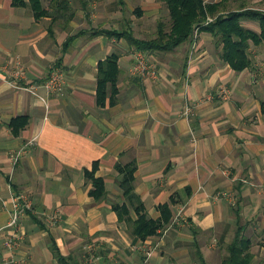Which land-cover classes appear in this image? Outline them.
Returning <instances> with one entry per match:
<instances>
[{"label":"crops","instance_id":"1","mask_svg":"<svg viewBox=\"0 0 264 264\" xmlns=\"http://www.w3.org/2000/svg\"><path fill=\"white\" fill-rule=\"evenodd\" d=\"M133 1L145 15L162 8L158 0ZM69 2L57 11L43 0L58 14L53 21L0 0V264H64L55 249L70 264H198L197 245L207 261L220 264L240 230L263 242L264 42L252 45L253 65L237 72L223 61V45L197 32L175 52L151 55L161 78H142L130 72L136 50L106 32L131 26L144 38L123 8L133 4ZM244 24L260 31L255 21ZM114 52L122 69L118 101L100 107L98 64ZM17 63L25 72L22 86L42 84L61 68L63 93L46 103L14 86ZM19 115L30 123L15 136L9 123ZM95 161L108 189L99 202L85 178ZM133 161L135 189L149 216L159 218V206L172 196L178 201L172 223L146 240L132 235L113 209L124 199L116 164ZM14 192L33 203L18 226L11 225ZM51 213L59 215L54 225L46 220ZM16 235L19 245L11 250L6 242Z\"/></svg>","mask_w":264,"mask_h":264},{"label":"trees","instance_id":"2","mask_svg":"<svg viewBox=\"0 0 264 264\" xmlns=\"http://www.w3.org/2000/svg\"><path fill=\"white\" fill-rule=\"evenodd\" d=\"M50 1L51 8L57 11L68 10L70 7L69 0ZM158 1L165 3L170 19L159 21L158 30L153 37H137L131 26L122 31L106 32L111 37L126 38L133 49L145 51L149 56L173 53L182 44L194 42L197 32H209L215 37L217 44L223 45L221 57L235 71L240 72L253 65L252 45L258 46L264 42V9L243 6L246 0H240L241 6L235 8H230V0ZM12 3L15 7H29L37 20L52 16L54 21L58 17L57 12L51 11L44 5L43 0H12ZM135 11L141 13L140 8ZM209 18L212 20L209 21ZM245 20L255 21L260 31L246 26ZM119 60L120 53L114 52L98 64L96 99L100 107L106 106L108 101L111 105L118 101L122 72ZM29 123L30 116L19 115L11 119L9 127L15 136H19ZM98 168L99 162L95 161L92 169H85V178L86 182L92 185L90 195L99 202L108 198V189L105 179L97 176ZM116 168L121 176L119 186L124 197L123 201L113 202V209L118 213L119 219L126 221L132 235L142 240L159 234L173 221L172 206L178 203L176 196H172L170 202L159 206L161 216L155 219L149 216L144 200L135 189L137 162L127 164L119 162ZM196 247L194 256L197 263L212 264L206 260L200 247L198 245ZM262 247L264 241L258 242L257 239L243 234L240 230L227 245V255L220 264H264V253L257 260ZM55 251L64 264H70L68 263L70 258L63 257L58 249Z\"/></svg>","mask_w":264,"mask_h":264},{"label":"built area","instance_id":"3","mask_svg":"<svg viewBox=\"0 0 264 264\" xmlns=\"http://www.w3.org/2000/svg\"><path fill=\"white\" fill-rule=\"evenodd\" d=\"M212 18H209V21ZM130 72L133 76L138 77H151L153 79L162 77V70L157 65V63L149 56L145 51L138 50L134 53L133 62L130 68ZM25 77V72L23 67L17 63L14 69V81L13 85L18 88H23L30 91L33 95L42 99L44 102H48L49 96L62 94L66 85V75L65 72L59 68L54 67L48 74L45 81L42 84H32L30 86H22L19 84V80H22ZM39 88L44 89V93L39 92ZM190 107L187 106L185 113L190 112ZM22 151H18L14 155V162H19ZM33 203L24 193L14 192V211L11 218V225L18 226L20 219L26 215V213L32 209ZM59 215L47 214L46 220L49 224L54 225L58 222ZM184 219L179 215L177 222H182ZM19 237L16 235L14 238L8 240L6 245L9 249L14 250L19 245Z\"/></svg>","mask_w":264,"mask_h":264},{"label":"rangeland","instance_id":"4","mask_svg":"<svg viewBox=\"0 0 264 264\" xmlns=\"http://www.w3.org/2000/svg\"><path fill=\"white\" fill-rule=\"evenodd\" d=\"M129 2L131 4H133V7L137 4L135 3L133 0H129ZM162 3V2H161ZM241 2L240 0L236 2V0H230V8H235V7H239L241 5H239ZM245 5L243 6H247V7H254V8H262L264 9V0H246L244 2ZM124 5V9H125V13L127 18H130L132 16L135 17V19H137V21H139V25L137 26V30H144V32H146V35L144 36V38H150L153 37L154 34L157 32L158 30V23L161 19H164L165 21H168L170 19L169 17V12L167 11L166 5L165 3H162V8L159 11V13L157 14H148L145 15L144 12H142L141 14L137 11H135V9L139 8V7H134L133 10H131L129 8V4L125 3ZM150 15V16H149ZM144 17L143 20H141L140 18ZM136 35V34H135ZM138 51V50H137ZM261 54L263 55V59H264V45L262 47V51ZM256 58V57H255ZM159 79V78H157ZM260 254L257 255V260H259L261 258V251L259 252Z\"/></svg>","mask_w":264,"mask_h":264}]
</instances>
